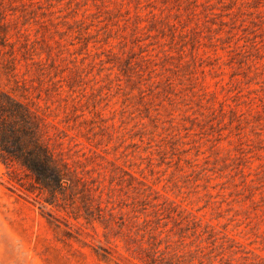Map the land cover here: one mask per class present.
<instances>
[{"label": "rangeland", "instance_id": "obj_1", "mask_svg": "<svg viewBox=\"0 0 264 264\" xmlns=\"http://www.w3.org/2000/svg\"><path fill=\"white\" fill-rule=\"evenodd\" d=\"M4 94L67 175L0 159V264H264V0H0Z\"/></svg>", "mask_w": 264, "mask_h": 264}, {"label": "trees", "instance_id": "obj_2", "mask_svg": "<svg viewBox=\"0 0 264 264\" xmlns=\"http://www.w3.org/2000/svg\"><path fill=\"white\" fill-rule=\"evenodd\" d=\"M3 96L9 104L0 111V159L6 167L16 164L23 169L39 188L50 193L61 189L67 171L39 139L37 119L23 103L8 94ZM9 179L19 180L12 174Z\"/></svg>", "mask_w": 264, "mask_h": 264}]
</instances>
